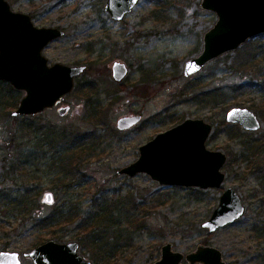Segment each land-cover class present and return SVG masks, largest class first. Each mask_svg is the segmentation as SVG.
<instances>
[{"label":"rangeland","instance_id":"rangeland-1","mask_svg":"<svg viewBox=\"0 0 264 264\" xmlns=\"http://www.w3.org/2000/svg\"><path fill=\"white\" fill-rule=\"evenodd\" d=\"M6 1L13 12L30 15L35 26L65 31L42 51L48 63L86 67L63 99L69 107L66 115L51 109L28 117L44 130L66 129L80 136L95 133L100 139L78 171L58 173L61 170L48 154L22 168L27 171L22 175L20 161L33 150L34 141L24 138L23 131L17 133L23 116L15 120L13 112L19 105L9 109L6 102L16 97L21 101L25 91L11 92L8 83L0 80V251L17 252L22 264H34L26 253L55 240L79 243L78 253L91 264H154L161 259L164 245L171 244L184 256L199 245H209L221 250L227 264H264V212L256 203L264 186L251 163L239 158L247 131L226 119L233 107L250 108L252 103V97L227 92L240 83L233 70L252 45L241 48L245 43L187 77L185 63L198 58L205 34L217 24L218 16L203 8V0H139L121 21L106 11L107 0ZM116 62H124L129 70L122 82L113 77ZM88 85H94L93 91L85 88ZM222 87L225 96L215 101L210 95ZM136 114L142 116L137 126L118 129L119 119ZM258 116L262 127L253 138L264 131V118ZM190 118L211 124L207 147L227 155L222 188L165 186L145 173L118 174L139 159L140 146ZM226 187L240 194L244 216L211 233L203 223L211 218ZM26 188L39 204L34 214L5 206ZM66 201L79 205L77 223L56 234L37 224L53 204ZM116 202L122 209L114 215L118 225L98 228L94 223L99 233L118 246L109 258L85 241L93 227L79 226V221ZM126 215L129 221L125 222Z\"/></svg>","mask_w":264,"mask_h":264},{"label":"water","instance_id":"water-1","mask_svg":"<svg viewBox=\"0 0 264 264\" xmlns=\"http://www.w3.org/2000/svg\"><path fill=\"white\" fill-rule=\"evenodd\" d=\"M139 0H107L106 11L116 21L132 12ZM206 10L216 13L217 24L207 31L204 49L198 58L185 63V76L198 74L210 61L236 51L252 38L264 34V0H203ZM65 31L52 27H37L30 15L13 12L9 2L0 0V80L16 90L25 91L15 117L40 115L55 108L62 98L75 88V79L84 73L85 66L51 65L42 51ZM113 77L122 82L129 70L123 62L112 68ZM69 107L58 110L65 115ZM142 116H126L117 121L118 129L127 131L140 122ZM227 122L237 124L249 132L259 131L261 118L247 107H233L226 115ZM213 126L201 119H186L165 132H160L140 146L139 159L118 171L119 175L134 177L139 173L151 176L160 185L220 189L225 184L227 155L210 150L207 140ZM211 218L203 223L209 232L238 221L244 216L245 204L233 187H226ZM79 243L46 241L26 253L34 264H91L78 253ZM162 257L154 264H227L222 252L212 246L199 245L196 251L184 256L164 245ZM0 264H22L17 252L0 251Z\"/></svg>","mask_w":264,"mask_h":264},{"label":"trees","instance_id":"trees-1","mask_svg":"<svg viewBox=\"0 0 264 264\" xmlns=\"http://www.w3.org/2000/svg\"><path fill=\"white\" fill-rule=\"evenodd\" d=\"M263 38L264 34H261V36L250 39L241 47L252 45V51L249 52L248 56L243 60L239 61L237 68L233 70L235 76L239 77L241 80L240 83L231 85L227 92L229 95L234 93L240 96L252 97L253 100L251 101L252 103L249 109L264 118V43L260 42ZM7 87H9V91L11 92L15 89L10 83L7 84ZM85 88L93 91L94 85H88ZM223 89H216L212 95L206 92V95H210L217 101L219 98L225 96L223 91L226 89ZM6 103L8 106L7 108L16 109L20 100L19 97H16L13 102L10 103L7 101ZM15 118V120H18L17 117ZM22 120V127L17 133L23 131L24 135L22 136L24 138L34 141L33 150L25 156L27 157L25 160L20 161L22 167L18 168V170L22 172V175L27 174V171L22 170V168H28V165H30L32 161L42 159V157L48 156V154H50L49 158L53 164L57 165L59 170H61L58 173H72V169L78 171L81 166L85 165V161L92 157L91 155L94 152L95 143L100 139L95 133L92 135L87 133L84 136H80L66 129L58 130L52 127L49 130H44L42 125L39 126L34 122L33 118L28 116H23ZM246 133L247 134L244 135L246 141H244L242 145L239 158L251 163L250 167L261 175V185L264 186V131L260 136L255 138L252 137V134L255 132L247 131ZM229 163L232 162L229 161ZM15 196L16 197L11 203H8V205L5 204L6 207H14L15 210L22 213L27 211L29 214H34L39 204L31 200V191L28 188L18 191ZM256 199L259 209L261 212H264V193L256 196ZM78 206L79 205H76L73 201H66L63 205L53 204V208L49 214L42 216L41 220L37 221V224L43 229L52 228L56 234L58 230H62L64 227L77 223V219L81 218L79 217L80 211ZM118 206L119 204L117 202L112 205H102L97 213H94L88 218H82L79 221V226L93 227L89 231L90 234L85 238V241L91 245L96 252L103 253L105 255L104 257L108 256L111 258L114 256L118 250V246L112 242L110 243L104 234L99 233L96 225L94 227V223L98 225V228L102 226L110 228L113 225H118L119 220L116 219L119 218H117V215V217L114 216L115 213L120 214V212H122V209L118 208ZM126 213H128V211H126ZM124 218L125 222L129 221L128 215Z\"/></svg>","mask_w":264,"mask_h":264},{"label":"flooded vegetation","instance_id":"flooded-vegetation-1","mask_svg":"<svg viewBox=\"0 0 264 264\" xmlns=\"http://www.w3.org/2000/svg\"><path fill=\"white\" fill-rule=\"evenodd\" d=\"M85 69H86V67H85ZM67 96H68V95H67ZM64 98H65V97H64ZM64 98H62L61 101H59V102L57 103L56 107H55V108H52V109H57V110H59L61 107H65V106L63 105V99H64ZM67 113H68V112H67ZM67 113H66V114H67ZM66 114H65V115H66Z\"/></svg>","mask_w":264,"mask_h":264}]
</instances>
